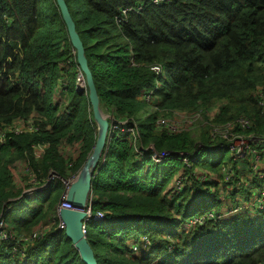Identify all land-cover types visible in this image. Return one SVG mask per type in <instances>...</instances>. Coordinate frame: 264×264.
<instances>
[{
	"label": "trees",
	"instance_id": "obj_1",
	"mask_svg": "<svg viewBox=\"0 0 264 264\" xmlns=\"http://www.w3.org/2000/svg\"><path fill=\"white\" fill-rule=\"evenodd\" d=\"M80 1L78 21L69 14L99 107L116 126L90 188L91 211L104 217L84 226L97 264H264V209L178 228L190 216L218 212L252 195L244 185V175L251 173L247 159L234 162L224 156L226 149L213 150L208 126L194 142L191 131L168 133L155 125L159 117L183 111L220 125L244 117L250 124L238 131L246 135L264 130V103L257 96L264 95V0H170L125 15L121 10L140 0ZM51 2L53 12L43 24L37 0H0V218L15 234L43 221V205L57 219L54 205L62 185L50 182L45 191L30 196L36 206H21L18 213L29 214L16 220L5 213L23 192L15 190L14 165L22 162L37 182L50 170L64 179L75 176L95 140L86 90L76 89L74 53ZM152 65L161 67L159 75L150 70ZM147 91L155 106L142 128L136 113L146 103L138 96ZM56 92L62 103L54 98ZM28 119L32 130L6 129ZM127 128L134 131V143ZM76 143L83 149L66 162L62 149ZM148 145L193 154L201 145L204 150L192 167L213 173L214 179L199 182L191 176L189 187L165 190L177 170H189L178 158L152 163ZM37 147H42L38 157ZM224 164L234 169L227 182L221 181ZM258 181L255 193L264 184ZM143 234L155 245L136 255L126 241ZM167 238L174 240L169 252ZM10 242L0 247V264H83L63 229L52 227L34 240L23 258L10 253Z\"/></svg>",
	"mask_w": 264,
	"mask_h": 264
},
{
	"label": "built area",
	"instance_id": "obj_2",
	"mask_svg": "<svg viewBox=\"0 0 264 264\" xmlns=\"http://www.w3.org/2000/svg\"><path fill=\"white\" fill-rule=\"evenodd\" d=\"M170 0H140L133 6L125 7L121 10L122 15H125L128 12L138 13L145 4H160L164 2H168ZM116 20H120L119 17H116ZM74 53V52H73ZM66 63H69V60H66ZM150 70H152L155 75H159L161 73V67L159 65H152L150 66ZM75 86L76 89L81 92L85 90L83 84V77L79 70H77L75 75ZM257 96L259 97V103H264V95L262 93H258ZM138 99L143 101L146 104L151 105V112L154 109V103L152 104L153 95L152 91L142 92ZM174 114H182L185 118L190 119L187 117L188 112H171L167 116L159 117L155 121V125L159 128L164 129L168 133L178 132L182 130H189L188 126L184 123H174L170 117ZM191 119H195L200 116L199 113H190ZM108 120V140L111 137V133L116 129L115 125H112L113 118L111 116H106ZM20 121L24 124H28L25 128L19 129V127H11L7 130H13V132H20L22 130H32L31 122L32 119H28L26 121ZM249 120L244 117H237L232 121L224 122L223 124H213L208 125V132L211 139V142L214 144L213 150H217L218 148H224L229 152V157L234 162H240L244 159H247L249 163V169L253 177L256 179H260L264 182V169L262 171L259 169V165H264V130L258 134L253 135L249 134H242L238 130L247 128L249 126ZM225 125V126H224ZM237 128V129H236ZM127 132L131 133L133 143L136 140L134 131L132 128H127ZM175 130V131H174ZM3 132L0 130V142L2 141V134ZM107 140V142H108ZM220 140V141H217ZM150 149L149 158L154 163H160L168 158H178L180 162L189 170L187 174L183 173L179 170L175 178H173L172 185H170V189L173 191H180L181 189L185 188L186 186L189 187L190 185V177L194 176L198 179L199 182H209L214 179V176L208 171H196L195 167L192 165L196 164L199 155L204 150V147L201 145H197L196 153H188V152H171V151H156L153 149L151 145L147 147ZM40 150L39 155L42 153V147H37L35 149ZM39 155H36L37 157ZM24 173L27 176V183L30 185L25 190H23L22 195L17 197L21 198L22 196L32 195L34 192L44 191L49 183L53 180H57L62 185V192L59 197V201L56 206V215L59 208H66L69 209L70 205L65 202V193L70 184V182L75 178V176H69L67 178H61L52 170L48 171V174L45 178L41 181L37 182L35 177L29 173L26 167L23 165ZM221 171V181L227 182L230 181V178L234 174V169L228 165L224 164L220 168ZM237 183H240L238 180ZM16 198V199H17ZM91 194L88 195V204L84 208L85 216L83 218V231L84 226L86 223L90 221H99L103 219V212L101 211H91ZM224 210L221 212H213L212 210L206 211L205 213L199 215L190 216L181 221L178 228L188 229L194 226H202L208 222L215 223L224 219L227 216L233 215V213H238L241 210L247 211H261L264 209V184L261 189L253 194L248 198H241L239 203L234 205H226ZM57 218V217H56ZM48 223L54 224L56 229H63V224L59 220H55L54 217H50V221ZM36 224L33 228L30 229L28 232H21V233H12L7 230V224L3 218H0V247L3 243H6L8 240L10 242V253L18 258H23L25 254L26 247L31 244L34 240L41 238L47 231L41 230L42 227L37 226ZM37 226V227H36ZM128 246L133 251L134 254L138 255L143 251L148 250L150 247L154 246L155 243L152 242L147 235H140L137 240L136 239H129ZM173 241H171L167 246L168 252L173 248Z\"/></svg>",
	"mask_w": 264,
	"mask_h": 264
},
{
	"label": "water",
	"instance_id": "obj_3",
	"mask_svg": "<svg viewBox=\"0 0 264 264\" xmlns=\"http://www.w3.org/2000/svg\"><path fill=\"white\" fill-rule=\"evenodd\" d=\"M54 2L65 26L68 42L74 52L75 63L83 77L92 121L95 124V140L91 150L79 167L75 178L70 182L65 193V202L70 205V208H59L57 211V220L63 224L64 235L70 240L81 262L83 264H97L93 251L85 238L83 218L85 216L84 208L88 204V195L94 173L104 158L109 123L106 116L100 110L99 98L87 65L83 45L75 30L74 22L67 6L64 0H54Z\"/></svg>",
	"mask_w": 264,
	"mask_h": 264
},
{
	"label": "rangeland",
	"instance_id": "obj_4",
	"mask_svg": "<svg viewBox=\"0 0 264 264\" xmlns=\"http://www.w3.org/2000/svg\"><path fill=\"white\" fill-rule=\"evenodd\" d=\"M67 2H68V8H69V12L72 14V16H73V18L76 20V21H78V19H79V8H81V1L80 0H67ZM37 6H38V20L40 21V22H42L43 24H47V22L49 21V19H50V17H51V12H53L52 11V2H51V0H37ZM82 93H84V90H82L81 91ZM103 92H105V91H103ZM57 94L56 95H54V98H56V99H58L59 101H61V103H62V100L64 99H62V98H60L59 96V93L58 92H56ZM100 98H101V95H100ZM100 109H101V112L105 115V116H107V114H106V112H105V110H104V108L100 105ZM150 111H151V105H149V104H144V105H142V106H140V108H139V110L137 111V113H136V121H137V124L140 126V127H142V128H144L145 126H146V116L150 113ZM191 114L190 113H188L187 114V117H189L190 119H187V118H185L184 117V115H182V114H174V115H172L171 117H170V119L174 122V123H184L186 126H188V128H190L188 131H191V136H192V138H193V140H194V142H198L199 140L197 139V137H198V135H199V132H203L205 129H206V127L208 126V125H213V124H215V123H212V122H210L209 121V119H207V121H208V123L205 121V120H203V119H201V116H198L197 118H195L194 120L193 119H191ZM210 116V115H209ZM211 117V116H210ZM209 117V118H210ZM28 124H30V123H26V124H24V123H22V122H20V121H15L14 123H12V125L10 126V127H8L7 129H9V128H11V127H19V129H22V128H25ZM225 126V125H224ZM175 131V130H174ZM63 143V142H62ZM74 147H71V146H68V145H66L65 144V148L64 149H62V154H63V158L65 159V161L66 162H68V161H72L73 162V160L78 156V154L80 153V151H81V149H83L82 148V146H81V144H79V143H76L75 145H73ZM39 153H40V150H36V155H39ZM41 155V154H40ZM39 155V156H40ZM224 156L225 157H228L229 156V152L228 151H225V153H224ZM150 161H151V159H149ZM152 163H154L153 161H151ZM66 168V167H65ZM66 169H69V167L67 166V168ZM66 169L64 170V171H66ZM259 169L262 171V169H264V165L263 164H260L259 165ZM195 170L198 172V171H205V169H203V168H201V167H195ZM179 170H177L173 175H172V177L170 178V180H169V182H168V184H167V186L165 187V190H167V189H170V185H172V181H173V178H175V176L177 175V173H179L178 172ZM67 172V171H66ZM12 174H13V177H14V181H15V183H14V187H15V190H17V189H19L21 192L23 191V190H25L27 187V185H25V184H27V176L25 175V173H24V168L23 167H21V168H19V163L17 162L15 165H14V171L12 170ZM176 174V175H175ZM185 174H187V173H185ZM213 174V173H212ZM246 175L247 174H245L244 175V177H246ZM259 181L258 180H256V179H253V178H250V180H249V185H250V187L252 188V192L254 191H256L257 189H258V187H257V185L259 184L258 183ZM57 181L56 180H53V181H51V186H55V185H57ZM46 190V189H45ZM44 190V191H45ZM171 190V189H170ZM40 192H43V191H40ZM36 193H38V192H34L32 195H28V196H22L21 198H20V200H19V198H17L16 200H18V201H15L14 202V204L12 205V207H10L9 209H7L6 210V212L5 213H7V214H12V215H14L15 216V219L17 220L19 217H21L24 213L27 215V214H29V211H21L20 213H18L19 211L17 210V209H19L21 206H23V205H28V206H30L29 207V209H33L34 208V206H36V203L34 204V202L32 201V200H30V196H33L34 194H36ZM22 195V193H20L17 197H19V196H21ZM236 197H238V196H236ZM241 198H239V200H240ZM57 204V203H56ZM56 204L54 205V207H56ZM224 209H223V207L218 211V212H221L222 213V211H223ZM16 211H17V214H16ZM31 211V210H30ZM213 211V210H212ZM10 212V213H9ZM42 212H44V219H41V220H43V221H39V222H37L36 224H39V225H37V226H40V227H42V229L41 230H44V231H48V230H50L52 227H56V226H54V224H52V223H48L49 221H50V215H51V211L50 210H46V206L45 205H43V208H42ZM213 212H215V211H213ZM217 212V211H216ZM215 212V213H216ZM252 213H250V215L251 214H253V212H255V211H251ZM236 213V212H235ZM235 213H233V214H235ZM53 214V213H52ZM231 216V215H230ZM47 217V218H46ZM227 217H229V216H227ZM226 218V217H225ZM6 222V224L7 225H9L10 226V224L7 222V221H5ZM36 224H34L33 225V227L36 225ZM36 226V227H37ZM32 227V228H33ZM22 232H26V231H22ZM129 239H133V238H128L127 239V241H126V243L128 244V242L130 241ZM168 239V238H167ZM171 241H173V243H174V240H171V239H168V244L171 242ZM167 244V245H168ZM166 251H168L167 250V248H166Z\"/></svg>",
	"mask_w": 264,
	"mask_h": 264
},
{
	"label": "crops",
	"instance_id": "obj_5",
	"mask_svg": "<svg viewBox=\"0 0 264 264\" xmlns=\"http://www.w3.org/2000/svg\"><path fill=\"white\" fill-rule=\"evenodd\" d=\"M18 163H19V162H18ZM23 165H24V164H23L22 162H20V163H19V168L23 167ZM245 178H246V180L244 181V182H245L244 185H245V187L247 186V189H248L249 192H252V188H251L250 185H249V180H250V178H253V179H256V178L253 177V175H252L251 173H248V172H247V175H246ZM256 180H257V179H256ZM241 181H242V180H240V182H241ZM252 193L255 194L254 191H253ZM256 193H257V192H256ZM253 194H252V195H253ZM252 195H250V196H252ZM250 196H249V197H250ZM240 197H241V196H240ZM242 198H243V197H242Z\"/></svg>",
	"mask_w": 264,
	"mask_h": 264
}]
</instances>
